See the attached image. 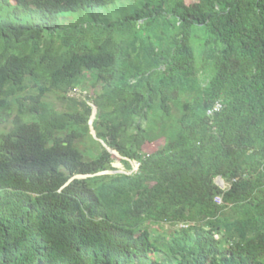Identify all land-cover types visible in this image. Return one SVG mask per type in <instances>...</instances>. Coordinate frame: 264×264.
Masks as SVG:
<instances>
[{
    "label": "trees",
    "instance_id": "16d2710c",
    "mask_svg": "<svg viewBox=\"0 0 264 264\" xmlns=\"http://www.w3.org/2000/svg\"><path fill=\"white\" fill-rule=\"evenodd\" d=\"M116 1L0 0V264H264V0Z\"/></svg>",
    "mask_w": 264,
    "mask_h": 264
},
{
    "label": "rangeland",
    "instance_id": "374dc122",
    "mask_svg": "<svg viewBox=\"0 0 264 264\" xmlns=\"http://www.w3.org/2000/svg\"><path fill=\"white\" fill-rule=\"evenodd\" d=\"M194 1L196 0H187V2ZM139 8L140 5L137 0H117L115 3L92 10L64 12L59 18V27H65L75 23H85L95 19H98L99 21L122 19L125 16L135 14ZM195 52H197L196 48ZM99 88V86L93 88L91 82L89 79H87L83 82H79L76 88L68 93L69 99H58L54 95H51L50 100L54 102L58 109L64 110L73 104V101L71 100L72 98L77 101L85 100L89 95L93 94L94 90H98ZM95 113L96 107L93 108L92 120L95 117ZM17 114L18 111L15 106L8 110L0 109V131L10 129ZM91 134L95 137V130L93 128L91 129ZM162 143V139L156 140L154 142H147L144 144L143 150L146 153H150L156 150L160 145H162ZM113 154L115 155L113 166L117 169L116 171L125 172L126 170L120 160L119 154L115 151H113ZM132 165V170H135V163L132 162ZM223 185L227 186V183L223 181ZM150 229L152 231L160 232L173 230L168 224H152L150 225ZM154 257L159 259L161 258L158 254L154 255Z\"/></svg>",
    "mask_w": 264,
    "mask_h": 264
},
{
    "label": "built area",
    "instance_id": "2783aa9c",
    "mask_svg": "<svg viewBox=\"0 0 264 264\" xmlns=\"http://www.w3.org/2000/svg\"><path fill=\"white\" fill-rule=\"evenodd\" d=\"M221 107H222V103L220 102V101H217L212 107H210L209 109H208V111H207V113L209 114V115H212L213 113H215V112H217V111H219L220 109H221ZM135 163V170L139 167V163L138 162H134ZM215 200H216V202H221V197L220 196H217L216 198H215Z\"/></svg>",
    "mask_w": 264,
    "mask_h": 264
},
{
    "label": "water",
    "instance_id": "95a60500",
    "mask_svg": "<svg viewBox=\"0 0 264 264\" xmlns=\"http://www.w3.org/2000/svg\"><path fill=\"white\" fill-rule=\"evenodd\" d=\"M92 121H93V120L91 119L90 123H92ZM108 172H112V171H105V172H103V173H108ZM218 184H219L221 187H224V185H223V180H222L221 177L218 178Z\"/></svg>",
    "mask_w": 264,
    "mask_h": 264
}]
</instances>
